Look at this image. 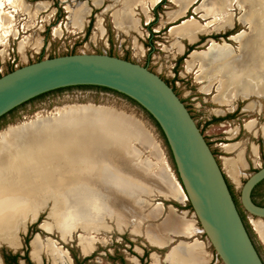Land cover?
Returning <instances> with one entry per match:
<instances>
[{"label": "rangeland", "instance_id": "obj_1", "mask_svg": "<svg viewBox=\"0 0 264 264\" xmlns=\"http://www.w3.org/2000/svg\"><path fill=\"white\" fill-rule=\"evenodd\" d=\"M15 1L17 3V7L13 8L8 0H3V9L6 13H10L13 16L12 32L7 34L8 36L6 37V40L3 41V44L0 47V70L2 71L3 75L7 74L11 69L15 70L22 66L38 62L39 60L83 53L107 54L114 57L127 59L128 61L140 64L142 66L146 65L151 71L158 74L163 79H166L170 83L180 99L184 101L185 106H187L188 111L190 112L200 131H202V134L206 138L207 142L211 145L214 144V142L211 141V138H214L216 135L214 134L216 133V130L212 126L207 127L204 122L213 117V114L217 109L221 110L225 114H228L226 109H231L233 107L232 105L219 107L211 102L213 98L212 95L215 94L216 84L215 82L209 84L205 80L206 77H204L205 83H199L197 80V66H194L190 73H186L185 67L182 65L184 62L178 64L177 66L175 65L178 57L180 56L175 53H178L177 49H175L173 44L171 45L169 42L173 41L171 37H173L175 41L176 36L171 35L170 37L165 34L167 32V28L171 26L169 25V20H173L177 17L176 15L179 8L170 0H166V3L162 4V6L157 9V15H155L156 20H154L155 22L151 25L153 32H151V36H149V38L147 34L148 30L145 29V27L140 28L139 32L133 29L126 31V33L119 32L115 29L112 14L115 10H118L122 7L121 0H101L99 5H94L92 0ZM204 1L206 0H196V2L193 3V5H191L189 8L186 15L180 19L178 23L186 19H194L201 25H208V23L217 21L215 16L212 14L207 15L206 12L204 13L202 11H195L196 7H198ZM140 2L141 0H132V7H134L136 3ZM223 2H227V4L226 7L222 9L221 16L226 18L230 17L231 23L228 27L223 28L222 30H213V28H209L207 30L209 36H206V38L221 44L227 43L231 45L233 52H236L238 45L236 42H231L226 38H223L225 36L224 34L249 32L248 22H252L255 27L247 36L246 40L248 41L250 39L257 42L254 45L253 52L251 55H249L250 58H248V69L251 72H255L261 68V64L264 62V0H208L206 3L207 5H212L211 3L222 4ZM81 4H86L90 11L89 15L83 19L82 28L78 30L74 29L70 25V13H68L67 8L75 9ZM244 9H246V12H244ZM134 10L136 12V18L145 22L147 21L146 16L141 8L136 7ZM150 16L151 18L154 17L153 11L150 12ZM99 20L101 22H99ZM98 23L101 25L99 26ZM14 32L17 33L14 34ZM153 35H161L162 38L153 37ZM150 39L152 40V47L148 49ZM247 41H245L246 47L248 46ZM22 44L24 46V50L23 52H20V45ZM35 44H38L39 47L35 48ZM195 50L204 51L206 50V45L197 47ZM242 61V58L240 60L236 59L227 65L220 67L213 74V77L217 78L219 73L224 74L226 71L234 70L236 74L234 76L227 75V78L229 80L235 81L236 83L244 82V79L249 77L253 78V74L251 73L246 75H242V73L239 74ZM205 87L209 89V92H204L206 94L201 93ZM238 99L241 98L238 97ZM241 102L242 101H240L241 108H243V106H245L247 103H250L252 106L254 105V109L252 110V107L249 108L247 111L243 112V114L238 115L239 119L230 121V125L226 124V127L222 128L221 130H227L229 133L226 135L222 134L221 136L233 138L238 134L239 128L241 127L240 124H246V122L250 120L257 121L258 118H260V120H258L259 125L255 122L256 129L254 132L250 133L246 130H242L238 141L241 146H239V144L233 146L234 149H236L235 147H239L237 153L239 152L241 155L247 153V156L251 157L253 154H257L254 146L251 150L249 145V142L252 145L254 144L252 135H255L258 139L259 134L264 133V100L258 94H251L247 97V100H244V103ZM91 105L112 109L119 114L130 117L129 119L132 120L136 125H134V128L132 129V133L138 136V139H140L142 142V145L133 143V146L138 149L140 156L137 158H132V160L138 165L141 163L152 165L154 173L152 174V171H149L148 174L158 175L161 178L158 180L157 178L152 177L150 181L156 182L160 187V190L164 192L166 189L165 181H171L173 183V177L178 180L169 150L165 144L161 132L155 123L140 107L120 95L94 88H71L58 90L23 104L5 118L0 120V172L5 173V175L9 173L8 179L10 181L22 179L21 181L27 186L26 190L28 189V191L35 190L36 188L34 187L37 186V183H41L42 185L49 183L51 184V180H55L56 177L53 174V169L56 167V160H60V163L57 162V164L59 163L57 166L59 172H61L58 177V183L55 185L51 184L48 189H46V193L41 192L42 194L40 193L41 195L32 203L33 210H35L37 213V222H35L36 220L33 221L32 219L27 218L29 216H22L19 219L18 225L15 227V233L13 235V238L18 240V247L11 248L7 245V250L9 252H12L13 254H21V257H24L27 252L29 254V259L33 264H55L50 253L51 249H57L60 252L66 250L72 260V264H132L127 260L125 263H122L120 259L122 258V253L118 250L119 245L116 244L115 240L121 236L114 234L116 231V225L112 220H106V224L110 226L109 232L86 234L77 228V231L74 230L71 234V239L69 240L70 242H63L57 230L47 233L39 228L40 224L44 222L50 225H55L57 218L52 215L53 208H63L64 202H68L69 200H73V203H75H72L74 206L73 209L75 211V216L77 214L76 217L79 220V216L83 210V203L80 202L77 196H74L72 199L67 197L65 194L64 196L63 193L67 188H65L61 182L63 183V180L66 179H72L71 183L68 184H70V188L74 190V186L78 184L77 180L74 179H79L80 175L77 172L73 175L67 172L68 159L60 155L64 152V150L54 144L56 140L64 139L60 138L61 136H59V133H56L57 130L52 132V139L54 142L50 144L49 142L51 141L49 139L46 141L43 138L45 137L43 134H47L45 129L40 128L42 132V138L39 140V142L41 140L42 141L40 142L39 146H34L32 143H30L31 141H29V139H27L22 133H18L19 130L16 131L14 129L23 124V127H25L26 124H29L33 121L37 123L39 120L41 121L38 123L41 125L42 120H56L57 115H61V113L66 112L69 109L73 110L76 107ZM79 119L71 118V121L76 122ZM58 121H60V124L56 125V129L57 127H62L64 122H69L66 121V119H59ZM82 123L87 130L92 129V125L90 123H87L86 121ZM82 123L80 122V125ZM47 124V127H49V123ZM102 126L103 124L98 125V128L101 129ZM71 127L73 126H68V128L65 129L68 136L73 134L71 132ZM51 130L52 128L49 127L48 131ZM217 133H220V131L217 130ZM103 138H93L89 135H86L84 138H79V141L83 146L82 149H84V151L87 153H89L94 147H97L101 154L100 158L104 163L112 164L113 162H118L119 165L125 163L126 161L123 153L115 146L112 147L111 144L105 140L106 138ZM73 139H78V137L75 136ZM34 143L36 145L37 142ZM222 143H227V141ZM17 146L22 147L18 150ZM73 148L74 147H69V150H73ZM211 148L217 152L218 156L223 155L221 150L219 151V149L215 148V146H212ZM42 149L47 151L43 152ZM49 149L52 150L49 151ZM76 152L81 153L82 150L79 148V151L76 150ZM38 154L40 155L36 156ZM229 156L232 157L234 155ZM34 164L35 167H33ZM222 164L223 167L226 168L224 161H222ZM228 174L230 175V173ZM241 174L244 177H248L251 173L248 170H243L241 171ZM231 179L233 178L231 177ZM243 183L244 182L239 183L238 185L232 183V190L239 202ZM56 191L57 193H61L60 196L57 197L55 194ZM104 193L106 195V201L108 205L114 209L113 211L117 215L125 217L131 229L134 226V219L144 218V220L141 222L143 224L140 225L141 231H145L148 227L156 228L166 219L168 215L166 211H163L161 215L155 219L148 217L149 213L153 211V207L156 205V203L161 202L165 205L174 204L171 199L164 201V199L158 196V194H154L150 197H143V201L140 202L143 204L142 205L119 193L118 191L114 189L112 190V188H107ZM58 198H61L62 201L64 200L63 203L61 201H57ZM48 201L50 203L49 206L52 204V208L48 206L45 207ZM181 206L183 209L189 208L188 201L183 203ZM36 207L38 208L36 209ZM80 207H82V209ZM78 212L81 213L78 214ZM125 213H127V215ZM49 214L51 216H49ZM187 214V218L189 220H193L195 225H198V223L196 224V218L193 211L188 210L186 212V216ZM245 214L248 217L249 222L254 221L250 215L247 213ZM248 226L257 246L261 247L259 240L264 245L257 233L254 231L253 226L250 227L249 224ZM199 229L202 231L200 227ZM36 235L40 236L41 244L43 245V250L40 252L38 257L33 256L32 250V242L35 239L34 236L36 237ZM83 238H89L95 241L92 251L88 256L82 254V247H87L86 245H81L79 243ZM194 238L195 241L198 240L205 245V252L211 258L208 264H222L203 232ZM27 239L29 242L26 244ZM178 240L184 239L179 238ZM186 241L190 242L191 240ZM100 243H104L103 246H101ZM183 244L190 245V243L186 242ZM135 245L140 247L138 242ZM59 246L61 249H59ZM124 256L127 257L125 254ZM213 258L214 261L212 262ZM25 262L26 261H22V264H26ZM161 264L165 263L162 262Z\"/></svg>", "mask_w": 264, "mask_h": 264}, {"label": "bare ground", "instance_id": "obj_2", "mask_svg": "<svg viewBox=\"0 0 264 264\" xmlns=\"http://www.w3.org/2000/svg\"><path fill=\"white\" fill-rule=\"evenodd\" d=\"M8 1L13 6V8L17 7V3L15 0H8ZM92 1L94 5H99L101 0H92ZM170 1L179 8L176 16L185 14L187 10H189L191 5H193V3L196 2V0H170ZM207 1L208 0L202 2L198 7H196L195 11L197 12L202 11L204 13L206 12L207 15L212 14L215 16V19L217 21L208 23V25H201L200 23L196 22L194 19H186L180 25L174 26L170 29V34L176 36L173 46L175 49H177L179 53H181L183 49V46L180 43L181 39L194 41L195 35L199 32L207 33V30L209 28H213V30H222L223 28H226L230 25L231 18L230 17L226 18L224 16H221L222 9L226 7L227 2H223L222 4L211 3L212 5H207L206 3ZM121 2H122V7L113 12L112 18L115 29L118 30L119 32L126 33V31H130L133 29L137 30V32H139L140 30L139 19L136 18L135 16L136 12L134 8L135 9L136 7L141 8L146 16L147 21H149L151 19L149 15V11L156 4H159L161 0H141V2L136 3L134 7H132L131 4L132 0H121ZM67 9H68V13H70V25L74 29L80 30L82 28L83 19L87 15H89V11H90L89 8L86 6V4H81L77 6L75 9H71V8H67ZM244 12H246V9H244ZM99 22L101 21L99 20ZM248 24H249V32H240L230 37V39L236 42V44L238 45L236 54L233 52L231 45L227 43L221 44L213 40H210L209 43H211V46L207 51L205 50L196 51L192 53L189 59L186 61V65L189 68L194 66L198 67L197 80L199 81V83L202 82L205 83L204 82L205 80L209 84H211L212 82L216 83L217 87H216L215 101L221 103L224 106L231 105V103H233L236 99H238V97L247 100V97L251 94L254 95L258 94L264 99V62H262L261 68H259V70H256L255 72L254 71L251 72L248 69V65H249L248 58H250L249 55H251L255 43H257L254 40H250V39L248 41L246 40L247 36L252 32V30L255 27L252 22H248ZM12 25H13V16L10 13L5 12V10L3 9V0H0V47L2 46L3 41L6 40V37L8 36L7 34L12 32ZM98 25L100 26L101 24L98 23ZM15 33L17 32H14V34ZM245 41L248 42L247 47L245 45ZM37 47H39V45L35 44V48ZM23 50H24V46L22 44L20 45V52H23ZM241 58L243 59V61L241 63L242 65L240 66L239 74L242 73V75H246L248 73H251L253 74V78L249 77L247 79H244V82L240 81L241 83L238 82L236 83L235 81L229 80L227 78V75L234 76L236 74L234 70L226 71L224 74L219 73V76L217 78L213 77V74L220 67H223L236 59L240 60ZM204 77H206L205 80ZM203 91L208 93L209 89L205 87L203 88ZM251 107L252 109H254V105L252 106V104H249L246 107V109H249ZM40 121L41 120H39L38 122ZM56 123L57 125H59L60 121ZM37 126H40L41 128L45 129V132L46 129L48 128L47 122L44 123V121L41 122V125L40 123H38ZM253 127H254V121H250L249 123L246 124V129H248L249 131H251ZM54 144L64 150V152L60 155L68 159L67 172L71 173L72 175L77 172L80 175L79 179H74L77 180L78 182V184L74 186V190L71 189L70 184H68L71 183L72 179L71 180L66 179L63 180L64 181L63 183L61 182V184L65 188H67L66 191L63 193V195L65 194L70 199L74 198V196H77L80 202L83 203L82 204L83 210L82 213L78 212V214L81 213L78 220L76 217L77 214L75 216V211L73 209L74 207L73 204H75L73 203V200H69L68 202L65 201L64 202L65 206L63 205V208L60 207L53 208L52 215L57 218L56 224L50 225L44 222L43 225L41 226V230L47 233H51L53 230L54 231L57 230V232L60 234L61 240L63 242H66L71 239L70 238L71 234L77 228L86 234L108 232L110 230V226L106 224V220H112L116 225V229L119 231L126 229V227L128 226L127 220L125 219V217L117 215L113 211L114 209H112L108 205L106 201V197L104 195L105 194L104 191L107 190V188L109 187L112 188V190L114 189L118 192L124 193L126 197L131 199L135 193H140V196L145 195L147 193H149L150 195L151 194L150 189L153 186H149V183L147 182L146 179V175L148 174L149 171L150 172L152 171V174L154 173L152 165L141 163L138 165L139 171H136L134 168H132L130 165L126 163H123L121 165H119L118 162H113L112 164L104 163L100 158L101 154L97 147H94L89 153H87L84 151V149H82L83 146L79 141V139H72L70 142L64 141V139H58L54 142ZM69 147L70 148L74 147L73 148L74 151L69 150ZM79 148L82 150L81 153L76 152V150L79 151ZM223 149L227 152H231L233 150V146L223 145ZM126 154L128 155L131 154L133 158H137L138 156H140V153L135 151L134 152L127 151ZM59 161L60 160L55 161L56 167L53 169V174L55 175L56 178L55 180L54 179L51 180L52 185L58 183V177L61 173L59 172L57 166L60 163ZM57 162L59 163L57 164ZM224 163L226 169L228 170L231 176L233 175V177H235V174L239 169V167L240 168L244 167L241 154L238 155L236 160H225ZM33 167H35V164ZM8 174L5 175V173L0 172V242L3 240L4 243H6V245H8L9 247L16 248L18 247L19 244H18V240L13 238V235L15 233V227L19 223V219L22 216L24 217L29 216L28 218L32 219L33 221L37 219V213L35 210H33L32 203L42 194L41 192L46 193V189H48V187L51 184L49 183L42 185L41 183H37V184L35 183L37 186H35L34 188L36 189L33 191H28V189L26 190L27 186L24 185V183L21 181L22 179L21 180L16 179L15 181H10L8 179L9 176ZM173 178H172V180L174 181L173 183L171 181H165L166 189L164 190V192L160 190L158 187H155L154 190H156L159 196H161L165 200L171 199L177 201L178 203L183 204L187 202V197L180 183L175 178L174 179ZM55 194L58 197L60 196L61 193H57L56 191ZM57 201H61L63 203L64 200L62 201L61 198H58ZM82 207L80 208L82 209ZM37 208L38 207H36V209ZM162 212H163L162 204L156 203V205L153 207V211L149 213L148 217L155 219L159 217ZM125 214L127 215V213ZM143 220L144 218L134 219L133 220L134 226L132 227L131 232L134 235H143V237L150 244H153L158 247L167 245L170 239L165 237H157L154 235L155 233H159V232L163 234L165 233L164 235L173 234L177 237H183V238H192L195 235L202 233V231L195 226V223L192 220L186 219V214H183L181 217H178L173 210H170L168 212L166 219L163 221L161 225L157 226L156 228L148 227L144 232H142L140 229V225ZM251 225L253 226V229L257 233L259 238L264 243V223L260 220H254L251 221ZM79 243L81 245L87 246V247H82V254L88 256L92 251V247L95 241L93 239L83 238L80 240ZM32 247H33L32 249L33 256L38 257L40 255V252L43 250V245L41 244L40 236L36 235L35 239L32 242ZM59 249H61L60 246ZM205 249H206L205 245L198 240H196L194 243H191L190 245L180 243L175 248H173L170 251V253L167 254L165 261L169 264H208L211 258L205 252ZM50 253L54 259L55 264H60V263L72 264V260L66 250L60 252L57 249H51Z\"/></svg>", "mask_w": 264, "mask_h": 264}, {"label": "water", "instance_id": "obj_3", "mask_svg": "<svg viewBox=\"0 0 264 264\" xmlns=\"http://www.w3.org/2000/svg\"><path fill=\"white\" fill-rule=\"evenodd\" d=\"M210 46L211 43L205 51ZM79 86L101 87L119 93L137 103L157 123L171 153L178 182L196 221L222 264H264L239 215L223 171L199 127L173 89L148 68L107 54L85 53L47 58L22 66L0 77V118L43 94ZM71 118L83 120L72 122ZM129 118L104 107L80 106L57 115L56 120H42L52 128L51 131H48L49 127L46 129L47 134H43V138L49 139L52 144V132L56 130V133L66 139L64 141L69 142L75 136L78 139L86 135L93 138L104 137L112 147L115 146L123 153L126 164L139 171L138 164L132 160L133 156L126 154L127 151L138 152L133 143L142 145L138 136L132 133L135 124ZM59 119L69 122H64L62 127L56 129ZM85 121L92 125L91 130L83 125L82 122ZM37 124L33 121L14 130H19L18 133H22L30 143L39 146L40 143H37L42 138V132ZM102 124L99 129L98 125ZM68 126H73V134L69 136L65 131ZM34 142H37L36 145ZM21 147L17 146V149ZM152 177L158 180L161 178L158 175H146L149 186H153L151 194L140 196V193H135L132 200L140 203L143 197L158 194L154 189L160 187L156 182L150 181ZM263 180L264 167L247 179L240 192L243 209L259 219H264V207L252 202L251 193ZM49 205L48 201L45 207L52 208V204ZM42 225L43 223L40 224V229ZM154 235L164 237L160 232ZM180 242L189 243L179 240L173 247ZM2 245H6L3 240L0 247ZM0 264H3L1 258Z\"/></svg>", "mask_w": 264, "mask_h": 264}, {"label": "flooded vegetation", "instance_id": "obj_4", "mask_svg": "<svg viewBox=\"0 0 264 264\" xmlns=\"http://www.w3.org/2000/svg\"><path fill=\"white\" fill-rule=\"evenodd\" d=\"M166 3V0L163 2V0H161V3L159 4H156L154 7L151 8V10L149 11V15H150V12L153 11L154 12V17L151 18L149 21H143V20H140L139 19V29L140 28H143L145 27V29L148 30L147 34H148V38L149 36H151V32H153L152 28H151V25L155 22L154 20H156L155 18V15H157V9L162 6V4H165ZM159 16V15H158ZM151 17V16H150ZM179 20L175 21V22H169V26L167 28V32L165 35L167 36H170L171 37V34H170V29L175 26V25H179L180 23L182 22H179ZM173 24V25H172ZM166 28V27H165ZM160 32V31H159ZM225 36L223 38H226L228 41H231V42H234L230 39L231 36L235 35V34H232V33H225L224 34ZM206 36H209V34H207ZM206 36H203V35H199L197 37V40L196 42L194 43H189V40L187 39H182L181 40V45L183 46V49H182V52L181 53H177L175 52L178 56V59L175 63V65L177 66L178 64H181L184 62V65L185 66V63L186 61L189 59V57L191 56L192 53L196 52V48L197 47H200L202 45H205V42H210L211 39H208L206 38ZM153 37H158V38H162L161 35H153ZM165 38V37H163ZM173 39L172 42H169L171 45L173 44L174 42V38L171 37ZM167 42V43H168ZM152 47V40L150 39V44H149V47L148 49H150ZM191 48H193V50H191ZM233 49V48H232ZM236 54V52H234ZM127 60V59H125ZM142 66V65H141ZM144 67L148 68V66L144 65ZM149 69V68H148ZM150 70V69H149ZM151 71V70H150ZM153 72V71H151ZM154 73V72H153ZM156 74V73H155ZM158 75V74H157ZM159 76V75H158ZM162 80H164L172 89L173 91L176 93L175 89L170 85V83L166 80V79H163L161 76H159ZM216 84V83H215ZM217 87V86H216ZM176 95L178 96V94L176 93ZM179 97V96H178ZM212 100L211 102H213L215 105L219 106V107H225L224 105H222L221 103H218L215 101V97H216V88H215V94L212 95ZM180 99V97H179ZM183 103L184 101L182 99H180ZM264 100V99H263ZM240 101H242L241 103H244V99H236L233 103H231L232 107L231 109H226V111H228V114L226 113H223L221 110L217 109L216 112L213 114V117H211L209 120L205 121L204 124L207 125V127H214V129L216 130V134L214 136V138H211V141L214 142V144H209L208 142V145L209 147L211 148L212 146H215V148L219 149V151L221 150L222 154L223 155H220L218 156L217 152L215 150H213L211 148V151L212 153L214 154V156L216 157L217 161H218V164L219 166L221 167L222 171H223V174H224V177H225V180L228 184V187H229V190H230V193L232 195V198L236 204V207H237V210L239 212V215L245 225V228L262 260V262L264 263V245L261 243V241L259 240V243L261 244V247L257 246L256 242L254 241V238L250 232V228L248 226V224L250 225V227H252L251 225V221L249 222L248 220V217L246 216L245 213H247L244 209L242 210V206H241V203L239 202V200L237 199V197L235 196L233 190H232V183L233 184H239V183H242V182H246L247 179L253 174L255 173L257 170L261 169L264 167V133L263 134H259V138L257 139V137L255 135H252V140H253V145L250 144L249 142V145H250V148L252 150L253 146L254 148L256 149V152L257 154H253L251 157H248L247 156V153L243 154L242 155V161H243V164L245 167H242L237 170L236 174H235V178L233 177V175H229L227 173V169L225 167H223V164H222V161H225V160H236L238 155L240 154L239 152L237 153L239 147H235L236 149H234L233 147V150L231 152H227L225 151L222 146L223 145H231V146H236L239 144V137L241 135V132L242 130H246L247 132H254V130L256 129L255 128V125L258 124L259 125V121L260 118H258L257 121H254V120H250V121H254V127L251 131H249L248 129H246V124L249 123L250 121H247L246 124H240V128H239V132L236 136H234L233 138H229L227 136H221L222 134L223 135H226L227 133H229V131L227 130H221L222 128H225L226 127V124H229L230 125V121H233V120H236V119H239V114H243V112L247 111L248 109H246V107L250 104V103H247L245 106H243V108H241V105H240ZM185 105V103H184ZM231 105H227V106H231ZM187 108V106H186ZM253 110V109H252ZM264 110V109H263ZM260 114V113H258ZM243 116V115H242ZM256 122V124H255ZM217 130L220 131V133H217ZM202 133V131H201ZM205 138V137H204ZM206 140V138H205ZM207 141V140H206ZM224 141H227V143H222ZM239 146H241V144H239ZM254 149V150H255ZM252 152V151H251ZM229 155H234V156H229ZM250 171V175L248 177H244L242 174H241V171ZM231 177L234 179H231ZM245 178V179H244ZM178 179V178H177ZM178 181V180H177ZM232 181V183H231ZM235 181V182H233ZM239 182V183H238ZM243 183V184H244ZM242 184V186H243ZM162 198V197H161ZM251 200L252 202L257 205V206H260V207H264V180L262 182H260L252 191L251 193ZM164 201H168V200H165ZM174 204H167L165 205L164 203H161L162 204V207H163V211H166V213H168L170 210H173L176 215L178 217H181L183 214H186V212L189 210V211H192L191 209V206L189 204V208L187 209H183L182 208V203H178L177 201H174ZM158 204V203H157ZM245 211V212H244ZM191 213V212H190ZM189 214V213H188ZM188 214L186 216V219L189 220L187 217H188ZM248 214V213H247ZM250 215V214H248ZM40 216V215H39ZM254 220H260L264 223V219H259L255 216H252L250 215ZM39 218V217H38ZM193 221V220H192ZM194 222V221H193ZM163 223V222H162ZM195 223V222H194ZM198 222L196 221V224ZM127 227L126 229L122 230V231H119L116 229L115 231V235L117 236H121V237H118L115 241H116V244L119 245L118 247V250L122 253V258L121 261L122 263L127 260L129 262H131L132 264H161L162 262L165 263V264H169L165 261L166 259V256L168 253H170V251L175 248L173 247L175 244H177V242L179 241L178 239L180 237H177L173 234L171 235H163L165 238H168L170 239L168 244L165 245V246H162V247H158V246H155L153 244H150L144 237L143 235H134L132 232H131V228L129 226V224L127 223ZM198 229L200 227L199 223L198 225H195ZM109 232V231H108ZM144 232V230L142 231ZM142 234V233H141ZM165 234V233H164ZM198 235V234H197ZM197 235H195L194 237H196ZM192 237V238H183L184 240H191L189 243H194L195 241V238ZM258 238V237H257ZM139 243L140 244V247H137L135 244L136 243ZM181 243V242H180ZM182 243H185V242H182ZM101 246H103L104 243H100ZM179 245V244H178ZM7 247L6 245H2L0 247V258L3 262V264H7L10 257H12L13 255H16V254H13L12 252H9L7 250ZM173 247V248H172ZM172 248V249H171ZM167 251V252H166ZM93 254V253H92ZM105 254V253H103ZM124 254L127 256L125 257ZM20 256H22L20 254ZM22 261H25L24 259H18L17 260V263L18 264H22ZM214 261V258L212 259V262ZM26 263V262H25ZM27 264V263H26Z\"/></svg>", "mask_w": 264, "mask_h": 264}, {"label": "trees", "instance_id": "obj_5", "mask_svg": "<svg viewBox=\"0 0 264 264\" xmlns=\"http://www.w3.org/2000/svg\"><path fill=\"white\" fill-rule=\"evenodd\" d=\"M165 0H163V2H164ZM161 3V2H160ZM191 50H193V48H191ZM72 55V54H71ZM40 61V60H39ZM12 71H14V70H10L8 73H10V72H12ZM71 88H94V89H99V90H103V91H107V92H112V93H114V94H117V95H120V96H122V97H124V98H126V99H128L127 97H125V96H123V95H121V94H119V93H116V92H114V91H111V90H109V89H105V88H101V87H94V86H79V87H70V88H64V89H59V90H65V89H71ZM56 91H58V90H56ZM52 92H55V91H52ZM52 92H49V93H52ZM49 93H46V94H43V95H41V96H39V97H36V98H34V99H37V98H40V97H42V96H45V95H47V94H49ZM34 99H32V100H34ZM31 100V101H32ZM130 102H132V103H134L135 105H137V103H135L134 101H132V100H130V99H128ZM30 102V101H29ZM26 104V103H25ZM22 106V105H21ZM138 107H139V105H137ZM141 108V107H140ZM17 109V108H16ZM16 109H14V110H12L11 112H9L8 114H6L5 116H3V117H1L0 118V120H2L3 118H5L7 115H9L10 113H12L13 111H15ZM142 109V108H141ZM143 110V109H142ZM144 111V110H143ZM145 112V111H144ZM146 113V112H145ZM149 117H150V119L155 123V125L157 126V128L159 129V131L161 132V130H160V128H159V126L157 125V123L152 119V117L148 114V113H146ZM161 134H162V137H163V139H164V141H165V144H166V146H167V148H168V145H167V143H166V140H165V138H164V135H163V133L161 132ZM168 150H169V148H168ZM169 153H170V151H169ZM170 155H171V153H170ZM171 159H172V156H171ZM172 162H173V159H172ZM173 165H174V163H173ZM174 169H175V166H174ZM175 171H176V169H175ZM176 175H177V173H176ZM177 178H178V175H177ZM29 242V240L27 239L26 240V244ZM18 259H24L25 261H26V263L27 264H33L32 262H31V260L29 259V254L26 252V254L24 255V257H21L20 256V254H16V255H13L12 257H10V259H9V261H8V263L7 264H18L17 263V260Z\"/></svg>", "mask_w": 264, "mask_h": 264}, {"label": "crops", "instance_id": "obj_6", "mask_svg": "<svg viewBox=\"0 0 264 264\" xmlns=\"http://www.w3.org/2000/svg\"><path fill=\"white\" fill-rule=\"evenodd\" d=\"M96 7V6H95ZM188 11V10H187ZM187 13V12H186ZM186 13L185 14H182V15H179V16H177L175 19H173V20H169V22L171 23V22H175V21H177V20H179V19H182L185 15H186ZM168 18H169V16H168ZM180 25V24H179ZM175 26H178V25H175ZM174 27V26H173ZM206 32H199V33H197L196 35H195V39H194V41H189V43H194V42H196V40H197V37L199 36V35H203V36H206L208 33H206ZM205 45H206V48H207V46L209 45V42H205ZM185 72L186 73H190L192 70H193V67H191V68H189L187 65H186V63H185ZM189 68V69H188ZM201 93H204V91H201ZM204 94H206V93H204Z\"/></svg>", "mask_w": 264, "mask_h": 264}, {"label": "built area", "instance_id": "obj_7", "mask_svg": "<svg viewBox=\"0 0 264 264\" xmlns=\"http://www.w3.org/2000/svg\"><path fill=\"white\" fill-rule=\"evenodd\" d=\"M1 76H3V73H2V71L0 70V77H1Z\"/></svg>", "mask_w": 264, "mask_h": 264}]
</instances>
